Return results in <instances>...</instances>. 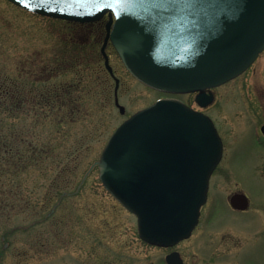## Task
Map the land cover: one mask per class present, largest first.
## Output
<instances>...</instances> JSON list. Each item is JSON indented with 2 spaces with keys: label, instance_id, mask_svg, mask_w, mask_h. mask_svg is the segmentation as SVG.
<instances>
[{
  "label": "rangeland",
  "instance_id": "1",
  "mask_svg": "<svg viewBox=\"0 0 264 264\" xmlns=\"http://www.w3.org/2000/svg\"><path fill=\"white\" fill-rule=\"evenodd\" d=\"M87 30L75 32L65 22L35 16L0 0V69L43 91L77 84L81 68L91 66L89 71L83 69L81 87L70 89L75 100L85 96L80 111L67 116L49 109L40 120L35 133L48 158L22 178L25 207H13L0 219V264H163L166 250L139 238L135 217L113 199L98 176V160L113 131L159 94L135 81L108 47L120 80L117 100L125 108L121 115L114 101V80L99 53L102 30L101 36ZM58 71L63 74L46 81ZM252 82L264 89L263 57L241 80L219 90L221 103L212 113L220 125L228 126L226 138L234 142L228 145L230 167L225 171L220 166L211 176L209 200L202 208L204 237L195 233L175 248L185 264H264V165L252 171L249 136L234 140L248 129L243 126L241 133L231 127L248 118L237 90H249ZM32 122L28 118L25 123ZM219 130L224 139L221 126ZM238 190L260 210L234 212L226 197Z\"/></svg>",
  "mask_w": 264,
  "mask_h": 264
},
{
  "label": "water",
  "instance_id": "2",
  "mask_svg": "<svg viewBox=\"0 0 264 264\" xmlns=\"http://www.w3.org/2000/svg\"><path fill=\"white\" fill-rule=\"evenodd\" d=\"M37 14L92 22L109 13L111 42L141 83L200 92L244 72L264 49V0H10ZM110 25V24H109ZM106 66L111 72L106 61ZM121 113L123 108L120 107ZM222 144L212 122L163 100L126 120L99 162L105 189L137 217L142 240L169 247L190 236ZM231 205L244 209V195Z\"/></svg>",
  "mask_w": 264,
  "mask_h": 264
},
{
  "label": "trees",
  "instance_id": "3",
  "mask_svg": "<svg viewBox=\"0 0 264 264\" xmlns=\"http://www.w3.org/2000/svg\"><path fill=\"white\" fill-rule=\"evenodd\" d=\"M67 25L75 32L88 29L87 26ZM90 67L88 64L81 68V74H77L80 77L77 84L43 91L30 88V84H36L29 80L12 77L3 68L0 69V219L13 207H25L22 178L31 167H40L43 160L48 158L47 151L42 147L44 144L39 142L35 133L41 125L40 120L46 118L49 109L63 111L67 116L70 113L76 115L78 109L80 111L79 106L82 107L85 96H79L78 100H75L70 89L75 91L81 87L82 74L85 73L84 70L89 71ZM61 73L63 74L58 71L55 75L47 76L46 81ZM28 118H33L31 126L25 123ZM9 178L13 182H9Z\"/></svg>",
  "mask_w": 264,
  "mask_h": 264
},
{
  "label": "flooded vegetation",
  "instance_id": "4",
  "mask_svg": "<svg viewBox=\"0 0 264 264\" xmlns=\"http://www.w3.org/2000/svg\"><path fill=\"white\" fill-rule=\"evenodd\" d=\"M104 21L105 20H102V21H99L96 23H90L87 25H81V24H77V23H72V24L75 25L76 27L87 26V28L89 29V30H87V33H89L90 30H92L91 31L92 33L96 32L100 36L103 33L102 38H101V40L103 41L105 34H106L105 29H104V27H105ZM100 28L102 30L101 34L99 32ZM87 33H86V35H87ZM108 47L111 48V45L109 43L107 45V49H108ZM262 57L264 58V51L258 56V58L255 60V62L242 75H240L237 78L225 83L224 85H221L219 87L212 88V89H207L204 93V109L200 108L196 104V102H195L196 94H193V95H163V94H159V97H157L152 102V103H154L155 101L160 100V99H175V100L182 101L184 104L193 108L194 110H197V111L204 110V114L207 115L213 121L215 128H216V130H217V132L221 138V141H222V157H221L220 162H219V164L215 170H218V168L221 166L226 171V167H230V164L227 166L226 161L230 160V158H231V155L229 154L228 149L230 148L229 146L233 145V143H234V142L230 141V139L226 138L225 131L228 130V126L226 124L220 125L219 121L217 120V117L212 113L213 107L218 105V102L221 103V98L219 96L220 95L219 90L226 87L228 84H231L233 82H237V81L241 80L242 77L245 76L262 59ZM237 91H238V97H239L240 101L242 102V108H243L242 111L244 114L248 115V118L244 119L243 121L241 120V121L233 122L231 127H232V129L235 128L236 131H241V133L244 131L243 126L247 127L248 130L244 133L243 136L241 134L236 135V138L234 137V140L235 141L240 140V138H244L245 136H249V139L251 140V146L254 149V151L250 155L251 156L250 158L252 160L251 169L253 172H257L258 167H262L264 165V159L261 158L262 155L264 157V89L256 86L253 83V84L249 85V90H246L244 92L243 88H242V89H238ZM218 111H220V110H218ZM219 125L221 126L222 131L224 132V135H225L224 139H223L221 132L219 130V127H220ZM239 128H241V130ZM235 156L236 155H234L233 158H235ZM263 171H264V166H263ZM262 176L263 175H261V177ZM258 183H260V182H258ZM255 184H257V183H255ZM242 194H243V192L238 190L236 192H233L229 197H226L229 207L234 212L247 213L250 209H253V207L255 208V210H260L259 208L257 209L255 206H253L252 203L250 202V200H248L247 206L244 209H241V210L240 209H233L230 206V200H231L232 196L233 195H242ZM208 200H209V198H208ZM262 211H264V209ZM204 217H205V215H203V212L201 210L198 224L187 240H184L182 242L177 243L172 248H162V247H157V246L154 247L158 250H166L164 255L161 257V263H163V264H185V261L181 255V253L179 251H177L175 248L178 247L179 245L183 244L184 242L190 240L195 233H196L195 235H198L199 238L204 237ZM169 256H172V259L168 262L167 257H169Z\"/></svg>",
  "mask_w": 264,
  "mask_h": 264
}]
</instances>
